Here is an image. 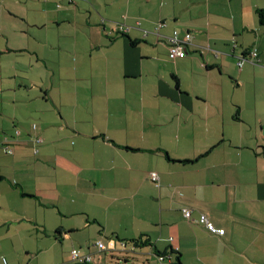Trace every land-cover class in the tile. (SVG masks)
I'll use <instances>...</instances> for the list:
<instances>
[{
  "label": "crops",
  "instance_id": "crops-1",
  "mask_svg": "<svg viewBox=\"0 0 264 264\" xmlns=\"http://www.w3.org/2000/svg\"><path fill=\"white\" fill-rule=\"evenodd\" d=\"M259 9L264 0H0V264H73V248L93 264L129 251L264 264ZM174 30L193 36L171 60ZM140 237L151 244L134 250Z\"/></svg>",
  "mask_w": 264,
  "mask_h": 264
},
{
  "label": "built area",
  "instance_id": "built-area-1",
  "mask_svg": "<svg viewBox=\"0 0 264 264\" xmlns=\"http://www.w3.org/2000/svg\"><path fill=\"white\" fill-rule=\"evenodd\" d=\"M163 24H160V27ZM118 29L122 33H127L128 28L124 24H119ZM192 33L190 31L181 33L178 30H174L173 34L167 37V44H168V50H169V57L171 60H176L179 58H185L189 53V46L192 41ZM250 55L252 57H257L258 53L256 51H251ZM248 59V57H244V59L239 61V64L242 65L244 60ZM17 134H19V131H17ZM37 153V150H36ZM151 179L154 182H158L159 177L157 172H152L150 174ZM184 217L188 220L192 219V210L188 208L183 209ZM198 222L202 224L206 230L209 233L216 234L219 236H223L225 234L224 228H219L215 224H213L208 217L205 214H201V216L198 219ZM97 247L99 250H105L107 247L106 245L98 241ZM95 256L93 254L89 253H82L79 249L74 248L71 251V261L73 264H93L95 262ZM165 258L160 257V261L158 264H164ZM3 263L7 264V259L3 258Z\"/></svg>",
  "mask_w": 264,
  "mask_h": 264
},
{
  "label": "rangeland",
  "instance_id": "rangeland-1",
  "mask_svg": "<svg viewBox=\"0 0 264 264\" xmlns=\"http://www.w3.org/2000/svg\"><path fill=\"white\" fill-rule=\"evenodd\" d=\"M260 19V18H259ZM123 34V33H122ZM33 211V209L31 210ZM65 246H62V244L60 243L58 249L59 251H61L62 248H64ZM131 248L129 247L128 250H130ZM110 256H107V264H118V261L121 260L122 264H156L157 263V258L151 254H149V252L147 253H139V252H132L129 251L128 253H118L115 257L111 256V253H109ZM124 257H128L129 258V262H125L124 261ZM166 256V260H167ZM150 261V262H149Z\"/></svg>",
  "mask_w": 264,
  "mask_h": 264
},
{
  "label": "trees",
  "instance_id": "trees-1",
  "mask_svg": "<svg viewBox=\"0 0 264 264\" xmlns=\"http://www.w3.org/2000/svg\"><path fill=\"white\" fill-rule=\"evenodd\" d=\"M258 15H259V18H260V22L264 24V9H259L258 10ZM126 148H129V147H126ZM129 149H131V148H129ZM131 243L134 245V250H136L137 248L145 247V246L151 244V242L148 239L145 240L143 237H140L138 239H133V240H131ZM156 255H157L159 261H160V257H164L165 260H166V256H167L166 253L165 254L159 253V254H156ZM124 261L125 262H129V258L128 257H124ZM177 264H181L180 260L178 261Z\"/></svg>",
  "mask_w": 264,
  "mask_h": 264
}]
</instances>
